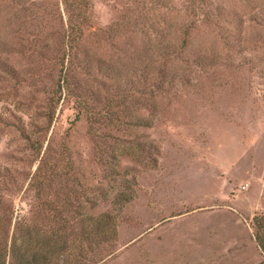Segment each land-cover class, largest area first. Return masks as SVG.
<instances>
[{"label":"rangeland","instance_id":"obj_1","mask_svg":"<svg viewBox=\"0 0 264 264\" xmlns=\"http://www.w3.org/2000/svg\"><path fill=\"white\" fill-rule=\"evenodd\" d=\"M70 2L0 0V238L111 213L83 264H260L264 0Z\"/></svg>","mask_w":264,"mask_h":264},{"label":"trees","instance_id":"obj_2","mask_svg":"<svg viewBox=\"0 0 264 264\" xmlns=\"http://www.w3.org/2000/svg\"><path fill=\"white\" fill-rule=\"evenodd\" d=\"M86 1L88 0H71L70 7L85 12L88 10ZM64 2H68L69 6V0H64ZM80 43L79 31L70 30V34L64 41V55L68 62H77L76 51L79 49ZM97 62L105 64L100 60ZM89 64L93 65L91 62ZM110 67L108 69L117 74L116 70H113L115 67L111 65ZM125 77L127 74L119 72L114 78V82L117 85L125 82L127 85L128 80ZM64 79L66 80L65 76ZM133 79L136 78L129 77L131 84H133ZM60 96L61 90L58 94V97ZM114 97V95L105 96V101L112 102ZM78 98V104L84 107L85 103L80 100L79 96ZM112 105V103H108L106 106L108 108ZM134 121L136 125L140 126H148L149 123L146 118L142 117H138ZM117 156L115 153H109V162L115 161L116 164ZM55 218L61 222V225L56 229L49 228L47 231H42L35 224H24L25 219L20 218L16 221L9 243L6 239L0 238V264H83L84 260H88L94 255L88 257L86 253L94 252L96 248L108 243L109 239L116 234V221L111 213L87 214L79 217L75 222L79 230H75V224L67 217L56 215ZM253 221L256 226L254 229L255 242L263 255L260 264H264V218L254 216Z\"/></svg>","mask_w":264,"mask_h":264}]
</instances>
